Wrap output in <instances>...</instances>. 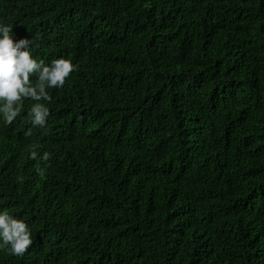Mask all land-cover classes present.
Returning a JSON list of instances; mask_svg holds the SVG:
<instances>
[{
  "label": "trees",
  "instance_id": "1",
  "mask_svg": "<svg viewBox=\"0 0 264 264\" xmlns=\"http://www.w3.org/2000/svg\"><path fill=\"white\" fill-rule=\"evenodd\" d=\"M0 22L76 66L43 127L30 99L0 118V209L33 237L0 264H264V0H0Z\"/></svg>",
  "mask_w": 264,
  "mask_h": 264
},
{
  "label": "clouds",
  "instance_id": "2",
  "mask_svg": "<svg viewBox=\"0 0 264 264\" xmlns=\"http://www.w3.org/2000/svg\"><path fill=\"white\" fill-rule=\"evenodd\" d=\"M31 45L32 39H14L13 27L0 22V118L11 123L23 109L24 100L30 99L31 123L43 127L50 115L45 103L52 99L48 90L63 87L76 66L70 57L60 56L48 63L37 59ZM30 157H37L34 145L30 146ZM49 157L45 151L41 159L47 161ZM37 172L45 175L43 168H37ZM32 243V230L25 219L0 209V248L7 247L10 254L22 256Z\"/></svg>",
  "mask_w": 264,
  "mask_h": 264
}]
</instances>
